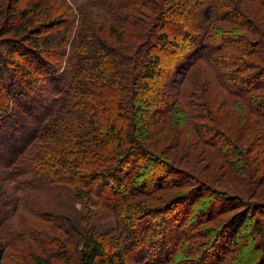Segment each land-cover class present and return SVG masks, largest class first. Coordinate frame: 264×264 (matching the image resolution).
<instances>
[{"label": "trees", "instance_id": "obj_1", "mask_svg": "<svg viewBox=\"0 0 264 264\" xmlns=\"http://www.w3.org/2000/svg\"><path fill=\"white\" fill-rule=\"evenodd\" d=\"M19 1L24 5L16 9L18 20L12 23L6 7ZM192 15L197 23L191 22ZM1 20L0 155L5 160L0 162V174L5 173L13 186L22 189H18L19 195L12 194L13 200L22 202L20 211L52 220L48 213L52 211L34 209V201L28 203L23 191L57 182L71 187L85 210L94 204L112 214L113 224L98 231L88 224L94 212L80 220L63 216L55 224L65 234L60 239L24 220H18V229L12 232L10 220L15 213L7 210L0 215V264H53L54 259L74 264H124L129 257L140 264H159L161 260V264H170L171 255L193 250V221L187 231L185 217L180 229L173 228L175 222L164 228L153 227V220L150 225L142 223L158 213L156 207H145L147 202L140 194L150 196L167 175L174 174L178 185L188 178L159 157L161 146L156 141L161 139L155 138L161 129L154 116L145 113L156 101L162 106L159 115L164 117V111H171V99L164 96L181 98L184 116L191 120L199 140L215 143L219 156L227 160V171L239 172L231 157L253 149L255 139L264 138V65L250 57L264 62V0H73L71 4L66 0H8L5 8L0 0ZM104 28L112 40L102 36ZM129 28L135 30L129 32ZM69 40L72 60L69 70L61 71ZM195 65L199 71L194 74ZM201 74L233 98L231 102L217 101L218 94L208 88L210 84L205 79L197 81ZM40 81L52 89L53 97L42 96ZM230 107L235 116L227 110ZM229 120L232 122L227 123ZM180 123L181 118H172V129L164 131L170 132L164 138L174 142L170 147L174 156L186 152L191 139ZM141 169L148 170L149 178L140 187ZM190 180L194 187L187 190L194 188L190 191L194 194L188 198L182 194L162 210H171V203L177 201L176 212L181 209L184 216L193 210L208 216L198 208L205 194L214 204L220 203L219 208H243L238 195L226 196L223 190ZM10 195L0 192L2 198ZM133 198L137 199L133 202ZM256 206L249 208L264 223V204ZM241 210L229 220L233 226L234 217H241L228 237L230 243L242 235L238 227L248 212ZM258 222L261 255L251 264H264V227ZM21 232L36 246L46 247L47 253L40 249L29 252L16 243L14 236ZM165 238L169 247L161 246ZM53 245L58 249L48 250Z\"/></svg>", "mask_w": 264, "mask_h": 264}, {"label": "rangeland", "instance_id": "obj_2", "mask_svg": "<svg viewBox=\"0 0 264 264\" xmlns=\"http://www.w3.org/2000/svg\"><path fill=\"white\" fill-rule=\"evenodd\" d=\"M82 0H76V2H81ZM2 6L5 8L8 0H1ZM67 4L73 3V0H66ZM24 5V2L19 1L18 4H16L13 7H6L7 11V17L11 20V22H16L18 20L17 17H15L14 13L16 9H19ZM74 5V4H73ZM72 5V6H73ZM197 15V14H196ZM4 16L6 17L5 13ZM11 16V17H10ZM174 19V18H171ZM5 20V19H3ZM3 20L0 21V37H1V27L3 26L4 22ZM75 21L72 23V31L74 30V27L77 25V19H74ZM191 22H195L196 18L191 16ZM177 21V20H176ZM33 25L36 24L35 21L32 22ZM174 23V22H173ZM260 24V23H259ZM261 25V24H260ZM198 28L199 26L196 25ZM129 32L132 30H135V28H129ZM7 35H10L8 33ZM3 36V35H2ZM102 36L106 37L108 40H112V37H107L108 33L106 28L102 31ZM124 36V34H123ZM249 39H252L253 35H248ZM72 37V36H71ZM70 37V39H71ZM239 38V37H238ZM254 38V37H253ZM258 38V36H256ZM117 43V42H116ZM216 44H220L219 42H216ZM187 45V44H186ZM66 55L61 58L60 63V69L61 71L69 70L70 67V60H72L70 51L73 49V45L70 44V40L66 45ZM52 57V56H51ZM251 58L257 60V62L260 65H264V62L259 60L256 56H250ZM199 64V63H198ZM201 64V63H200ZM199 64V65H200ZM192 70L194 71V74L199 71L198 65H195ZM205 79L206 83H209L210 85L208 88L213 89V91L217 92L216 100L218 101L220 98L223 99H230L231 98L228 94L224 93V90L220 89V86H217L215 84H212V82L208 81V77H206L204 74H201L197 77V81H202ZM40 91L42 93V96L47 97L50 99L55 94L54 92L46 85L45 82L40 81L39 82ZM206 87V86H205ZM169 91V90H168ZM40 93V94H41ZM156 93V92H155ZM227 96V98L225 97ZM156 99L159 97L156 95L154 96ZM167 99H171V111H164V117H160V110H162V106L159 105L156 101L152 105L149 106L148 111L145 113L147 116H154L155 120L154 123L157 126L158 129H161V133L159 135H155L153 137H156L155 139H161L160 141H156V146L160 147V156L164 159H167L169 164L176 170L182 172V177H188L186 179V182L178 185L176 182L178 181V178L172 177L174 174L167 175V178H164V181H160L158 184L159 187L162 188H154L152 194L150 196L140 194L138 196L141 197L145 201V207H156L158 214H152L150 217H147L146 219L142 220V223H145L146 225H150V221L153 220L154 226L153 227H162L169 226L171 223H177L174 227H177L180 229L179 224L183 221L185 217V223H186V231L188 229V224L190 222H194L195 228V241L192 243L195 245L193 247V250H190L188 254H180L178 251L175 255H171V262L170 264H239L240 262H247L248 264H251L252 262L257 260V257L261 255V249L258 244L260 241L258 232H257V226L255 225V222L261 221L260 215H258L253 208H256L258 203L264 204V138L257 140L255 139V142L257 146H254L253 149L246 150L244 153H240L238 156L233 155L231 157L232 159H235L234 167H238L240 171L239 172H232L229 173L227 171V160L222 159L219 156L218 151L215 148V143L213 142H204L202 143L201 140H199V136L195 130H193L192 122L191 120L187 119L184 116L183 105L181 102V98H178L177 100H174L175 98H172L171 95L164 96ZM215 106H217V103H214ZM227 105V103H226ZM219 106V105H218ZM223 107V106H222ZM221 107V110H222ZM146 108V107H145ZM232 111L230 114L235 116V111L230 107L229 109ZM145 111V110H144ZM176 119V121L181 118L182 123L179 124L181 128L185 131L191 134L190 138L187 141V148L186 152H182L179 155L174 156V149L170 148L171 145H173L174 142H170L165 136L169 135L170 132L165 133V130H171L172 128H169L170 126V119ZM231 123L232 121L229 120L227 123ZM261 126H259L260 128ZM258 128V129H259ZM163 129V130H162ZM169 130V131H170ZM210 139V138H209ZM237 143H240L236 141ZM213 143V144H212ZM244 143L246 145V142L244 140ZM151 144V143H150ZM152 145V144H151ZM243 146V145H242ZM150 149H154L149 147ZM243 148H246L243 146ZM162 152V153H161ZM5 160L4 155H0V162H3ZM143 161V159L141 160ZM141 175H139L137 179V186L144 185L143 182L149 178L148 170H142L141 169ZM0 188L2 189L0 192L2 193H11V195L7 198L4 196V198L0 197V215L5 213L7 210L12 211L15 213V215L11 218V229L12 232L16 231L18 227L16 226L18 223V220H24V223L28 225H36L38 230H42L44 233H50L55 234L59 236L58 238L64 239L65 234L61 231V229L58 228L56 223L62 220L63 216L71 217L72 219H78L85 214L89 215L92 212V216L89 218L88 224L90 223L92 226L98 229V231H102L108 227H110L113 223V215L109 212H104L102 209H97L96 205L91 204L88 209H84V204L78 200L75 199L73 196L72 188L68 185H61L56 183H52V185L48 184L49 186L45 187H39V188H27L26 191H23L27 194L28 203L31 201H34L35 206L32 205L34 209H40L44 211H52L48 212L50 213V216H53L54 219L49 220L46 219L45 216H43V219L40 220L39 217L32 215L29 212L24 213V211H20L22 207V202L18 203L16 200L14 201V197L12 194L19 195L22 191V189H19V186H16L17 189H12L13 186L10 179H7L5 176V173L2 175L0 174ZM191 176V177H190ZM200 181L202 183H206L208 187L220 189L225 191L223 195H231L236 194L238 195V198L242 200V203L244 204L243 208L242 206H238V208L235 206L233 208L224 209V207H220V203L214 204L212 198L208 195H203L202 200L199 202L198 208L202 209L203 211L208 212L207 215L200 214L199 211L193 210L191 214L188 216L183 215V211L181 209L177 211L179 204L177 201L175 203H171L170 207H172L171 210L168 208L165 210H162L165 204L170 203L171 201L177 200L176 197H179L182 194L188 195L185 196V198L189 197L190 195L194 193H190L191 190H187L189 187L193 186L189 182L192 181V179ZM34 179L39 180L40 177H34ZM34 179H30L31 182H36ZM174 179V180H173ZM149 180V179H148ZM140 181V183H138ZM136 180L132 183L135 184ZM187 183V184H186ZM191 185V186H190ZM147 186V185H146ZM15 187V188H16ZM194 187V186H193ZM196 188V187H195ZM19 189V190H18ZM184 190H187L185 193H182ZM206 190V189H203ZM197 192V191H196ZM195 192V194H196ZM202 195V193L199 194V196ZM198 196V195H197ZM134 199L133 198V202ZM199 200V198L197 199ZM18 203V204H17ZM251 204V205H249ZM255 204V205H254ZM216 206L217 209H216ZM169 207V205H168ZM253 207V208H249ZM162 210V212H158ZM237 209H242V212H248L247 218L242 226L238 227V231L242 234L240 238L236 237L232 243H230V240L228 237L230 236L232 229L238 225L239 221L241 220L240 216H238L236 219L234 217L232 224L233 226H230V219L231 216L234 215V213H237ZM55 210V212L53 211ZM92 210V211H91ZM214 210V211H213ZM11 212V213H12ZM176 212V214H174ZM9 213V212H8ZM218 213V215L216 214ZM20 214V215H19ZM10 215V214H9ZM48 217V215H46ZM206 216V217H205ZM211 216V218H210ZM203 217V218H202ZM259 217V218H258ZM45 218V219H44ZM257 220V221H256ZM263 221V220H262ZM15 223V225H14ZM174 223V224H175ZM241 223V222H240ZM259 225L262 224L264 227L263 222H258ZM255 225V226H254ZM149 227V226H148ZM186 233H183V235ZM16 243L24 245L29 252L35 250H41L43 253L46 252V247H40L36 246L34 240L30 239L28 235L24 233H16ZM166 237V236H165ZM164 239V238H163ZM18 240V241H17ZM70 240H73V238H70ZM188 241L191 240V235L187 239ZM183 240H180V243ZM229 241V242H228ZM171 242V241H170ZM191 243V242H189ZM187 243L184 246H188ZM169 239L165 238V240L162 242V245H165L164 247H169ZM71 246V244H69ZM179 246V244L177 245ZM29 247V248H28ZM57 250L58 248L54 245L48 248V250ZM26 252V251H25ZM161 252L159 253V255ZM27 255V252H26ZM29 258V257H28ZM161 259V257L159 256ZM72 260V259H71ZM53 264H74L71 262L62 263L60 259H54L52 260ZM163 260L159 262V264L162 263ZM72 262H75L72 260ZM124 264H140V262H137L135 258L129 257V261L125 262Z\"/></svg>", "mask_w": 264, "mask_h": 264}]
</instances>
